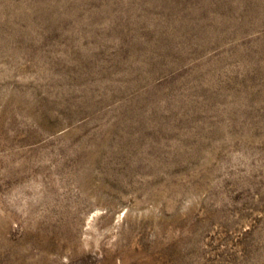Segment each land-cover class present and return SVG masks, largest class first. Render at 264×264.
I'll list each match as a JSON object with an SVG mask.
<instances>
[{
    "label": "rangeland",
    "instance_id": "374dc122",
    "mask_svg": "<svg viewBox=\"0 0 264 264\" xmlns=\"http://www.w3.org/2000/svg\"><path fill=\"white\" fill-rule=\"evenodd\" d=\"M0 264H264V0H0Z\"/></svg>",
    "mask_w": 264,
    "mask_h": 264
}]
</instances>
